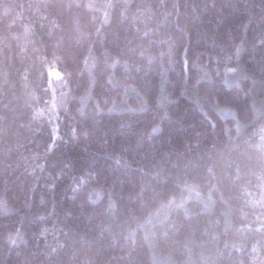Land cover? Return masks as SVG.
<instances>
[{
	"label": "trees",
	"instance_id": "obj_1",
	"mask_svg": "<svg viewBox=\"0 0 264 264\" xmlns=\"http://www.w3.org/2000/svg\"><path fill=\"white\" fill-rule=\"evenodd\" d=\"M0 264H264V0H0Z\"/></svg>",
	"mask_w": 264,
	"mask_h": 264
}]
</instances>
